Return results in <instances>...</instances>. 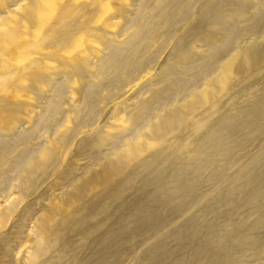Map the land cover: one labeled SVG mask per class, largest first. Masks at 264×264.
<instances>
[{"label": "bare ground", "instance_id": "obj_1", "mask_svg": "<svg viewBox=\"0 0 264 264\" xmlns=\"http://www.w3.org/2000/svg\"><path fill=\"white\" fill-rule=\"evenodd\" d=\"M199 1L0 0V167L10 165L0 182L14 172L20 191L39 188L73 138L149 69ZM262 6L264 0H214L199 7L158 73L165 87L152 88L151 100L113 107L115 121L125 117L106 143L116 150L48 202L49 190L38 197L46 203L15 264H247L237 256L243 247L264 253V37L240 45L209 73L240 23L264 22ZM83 50L104 52L97 71ZM199 64L191 78L178 76ZM203 73L204 84L193 88ZM94 74L101 81L85 84ZM61 78L86 89L64 117ZM183 88L190 94L182 102L154 112ZM50 133L59 139L44 140ZM19 203L0 210V230ZM26 222L20 219L19 236ZM11 250L1 237V257Z\"/></svg>", "mask_w": 264, "mask_h": 264}, {"label": "rangeland", "instance_id": "obj_2", "mask_svg": "<svg viewBox=\"0 0 264 264\" xmlns=\"http://www.w3.org/2000/svg\"><path fill=\"white\" fill-rule=\"evenodd\" d=\"M214 0H201L199 1L198 5L196 6L192 16L189 19V22L176 31L175 35L173 36L172 40L167 44V46L161 50L156 56L149 69L144 71L139 75L138 78L133 80L130 84L124 85L120 89L119 99H115L112 102L103 105L100 116L98 120L93 124L89 131L76 135L71 143V146L62 154L61 161L58 166L49 170L48 175L50 176L39 188L35 191L31 190H19L16 185H18L17 181L14 180L16 173L10 172V180L7 183L0 182V210L3 209L5 206H9L13 202H20L17 209L12 215V218L3 226L0 230V238L3 237L11 241L12 243V250L1 257L0 253V264H15L16 258L20 257V252L26 245L28 237L31 235L30 231L32 230L33 226V218L36 217L38 214L41 213L40 207L41 204L48 202L50 200V195L52 192H59V188L61 186L66 187L68 184L67 182L77 175L79 176L84 175L85 171L88 169H96L98 163L101 161L102 157L106 154H109L110 151H115L116 148L112 149V145L106 144L111 139V134L117 132L119 129L124 127L125 117L122 116L120 121H115L114 119V112L113 107L116 106L120 102H134L136 103L140 99L144 100H151V94L149 91L154 88L157 90H161L165 87V84L162 83V80L159 78L158 73L161 70L164 63L168 60L171 50L173 49L174 45L177 41L182 37V35L186 32L187 28L191 23L196 19L199 13V7L205 5L207 2H211ZM264 8V6H262ZM256 11V10H253ZM248 28V29H247ZM261 28V29H260ZM241 34V35H240ZM264 37V22L259 24L258 26L254 27L253 21H246L242 22L239 25L238 32L236 33L235 37H233L230 47L228 48V52L222 54L219 57L214 58L209 64V73H215L220 68L221 64L231 55L233 54L240 45H249L252 43L259 42ZM119 40V39H116ZM154 46H157L154 44ZM200 50H204V47H199ZM86 51V52H85ZM88 53V54H87ZM209 53L211 54L212 51L210 50ZM228 53V54H227ZM83 55L85 57L93 55L95 59L92 60V66L90 70L92 72L97 71L98 68V59L104 55V52H94L90 55V52L87 50H83ZM97 57V58H96ZM218 59V60H217ZM155 61V62H154ZM154 64V65H153ZM201 71V65L195 66L193 68H181L179 70V77L182 79H189L195 73ZM206 74H200L193 84V88L201 87L206 79ZM64 78H61V105L59 110L64 115L68 114L70 107L75 105L76 103L80 102L81 97L84 91L79 89L81 83H76V85H66V81ZM142 80V81H141ZM64 81V82H62ZM101 81V77L99 75H89L85 80L84 83L91 86L93 84L99 83ZM66 85V86H65ZM65 86V88H64ZM130 87V89H129ZM48 89V88H47ZM46 89V90H47ZM187 89V90H186ZM132 90V91H131ZM167 91H164V93ZM51 94V93H50ZM190 94V89L183 88L179 91L173 92L168 98L162 100L155 106V111H160V109L168 106L172 102H182L186 96ZM136 96V97H135ZM133 100V101H132ZM110 108H109V107ZM48 106H43L42 109L36 110V114L33 115L31 118L32 122L35 120H39L41 118V114L43 110H45ZM106 109V110H105ZM110 109V110H109ZM103 113V114H102ZM114 114V115H113ZM111 115V116H110ZM61 115L53 119L55 122L59 121ZM63 119V118H62ZM111 123L112 127L105 128L102 137L98 140V135H95L94 138L93 134L95 131L100 127L104 126L106 123ZM30 125H18L19 131L21 133L26 132L29 130ZM118 128V129H117ZM44 140L53 139L58 140L59 136L57 137L55 133L47 134L46 136H42ZM85 140L89 141L85 146ZM99 141L101 143L97 144ZM38 143V140L35 142L29 143V148L32 149ZM16 156V155H14ZM12 156V158L14 157ZM7 159V158H6ZM12 165V164H11ZM9 163L2 165L0 168L1 171H6L9 169ZM62 184V185H61ZM11 186V187H10ZM49 190L48 199L44 202L37 201L38 197L42 194L43 191ZM24 191V194H23ZM28 193V194H27ZM27 194L25 197L23 195ZM41 200V199H40ZM25 217L27 219L25 227L22 228V232L19 236L18 228H20V219ZM1 227V226H0ZM27 235V236H26ZM19 236V237H18ZM23 237V239H21ZM20 241H22L20 243ZM22 244V245H21ZM220 248V247H219ZM141 248L137 249L139 252ZM259 254V255H257ZM241 255V260L245 261L247 264H264V253H258L251 246L243 247V249L237 253V256ZM236 256V254H235ZM234 256V257H235ZM13 257V258H12ZM15 259V261H14ZM260 261V262H257ZM132 263V259H127L125 264Z\"/></svg>", "mask_w": 264, "mask_h": 264}]
</instances>
